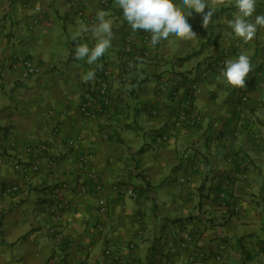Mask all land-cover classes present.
Wrapping results in <instances>:
<instances>
[{
  "label": "crops",
  "instance_id": "1",
  "mask_svg": "<svg viewBox=\"0 0 264 264\" xmlns=\"http://www.w3.org/2000/svg\"><path fill=\"white\" fill-rule=\"evenodd\" d=\"M103 1L0 0V183L18 188L0 197V264H113L107 249L134 264H264V29L247 44L234 38L228 21L236 9L226 0L207 28L195 12L188 17L194 40L153 47L137 33L136 48L152 57L137 54L133 79L113 83L112 119L100 121L84 117L80 106L96 99L101 67L120 71L131 30L114 0ZM97 10L108 13L114 33L99 68L74 56L77 43H96L85 29ZM255 15H264V0H256ZM228 52L227 60L244 54L254 65L238 91L218 82L221 69L208 67ZM18 55L39 73L22 80L13 67ZM90 69L95 79L85 83L81 76ZM189 82L202 92L182 115ZM161 134L168 141L157 144ZM43 145L49 150L41 154ZM88 153L105 189L80 196V185L93 186L80 163ZM32 163L39 171L31 172ZM225 181L239 212L219 205ZM117 183L131 186L138 199L111 191ZM57 187L67 202L60 223L47 210ZM100 198L108 215L99 213ZM189 228L205 260H188L182 244Z\"/></svg>",
  "mask_w": 264,
  "mask_h": 264
},
{
  "label": "clouds",
  "instance_id": "2",
  "mask_svg": "<svg viewBox=\"0 0 264 264\" xmlns=\"http://www.w3.org/2000/svg\"><path fill=\"white\" fill-rule=\"evenodd\" d=\"M225 3L226 0H114V6L122 10L123 20L131 31L148 32L153 47L164 42L194 40L197 33L193 31L188 17L195 12L201 17L202 27L207 28L212 20L213 9L224 6ZM234 7L236 11L228 24L234 38L247 44L253 41L258 29H264V15L254 16L256 0H234ZM107 15L104 10L96 11L95 22L85 29L92 33L96 43L92 47L86 43H77L74 49L77 60H85L90 66L101 67L98 61L111 49L114 39L112 23L106 19ZM129 66L132 67L131 64ZM253 71L254 65L250 58L240 54L238 58L224 61L218 82L238 91L246 87V78ZM81 79L85 83L94 81L95 70H88L82 74Z\"/></svg>",
  "mask_w": 264,
  "mask_h": 264
},
{
  "label": "built area",
  "instance_id": "3",
  "mask_svg": "<svg viewBox=\"0 0 264 264\" xmlns=\"http://www.w3.org/2000/svg\"><path fill=\"white\" fill-rule=\"evenodd\" d=\"M103 4H107L106 0L103 1ZM37 11L43 12L44 10L42 8H37ZM137 33L142 35L143 44H146L148 46L151 45L150 34L148 32L138 31L136 33H133L131 30L127 32L121 47L120 71L118 73H114L105 66L100 68L99 70L100 77L95 89L96 99L94 101L86 100L80 106V113L84 117L97 119L100 121L101 120L110 121L112 119L113 111L115 107V101L111 95L113 83L118 82L121 84H125V83H129L133 79L134 62L137 54L145 59H150L152 57V54L148 50L142 51L136 48L135 36ZM235 47L242 49L244 46L241 43H237ZM229 54L230 52H228V54H226V56H223L221 59L211 60L209 62L208 67L212 68V70H219L223 68L224 61L227 60ZM13 62H14L13 67L14 69L20 71V77L22 80H27L31 76L37 75L39 73V69L36 67L33 61H31L30 59H28L23 55L16 56ZM130 64L132 65V67L129 66ZM262 65L264 66V54H263ZM249 82H251V80H249ZM187 87L189 90V95L187 101L185 102V107L181 111L182 115H185L186 109L189 111L194 109L193 99L195 96L201 94L202 92L200 85L195 82H189ZM241 101L243 103H247L248 97L243 96L241 98ZM199 121L200 118L191 119L192 124H198ZM79 141H81L80 137L70 139L68 140V146L74 148ZM167 141H168V136L165 134L158 135L156 138L157 144H163ZM48 150L49 148L46 145H43L41 146L40 153L44 154ZM27 153L28 156H30L32 155L33 150L30 148L27 150ZM80 163L81 166L85 169L86 176L89 179V181L93 184V186L90 187L87 184H82L77 188V193L80 196H83L88 194L91 189L93 190V192L97 194L102 193L105 187L101 181L100 173L93 167L94 155L91 153L83 155L82 157H80ZM51 165H53V162H51ZM29 168L31 172H37L40 169L39 165L35 163H32V165ZM17 189H18L17 186L6 187L2 183H0V197L12 195L17 192ZM62 190H63L62 187H57L56 189L50 192L49 198L51 199V204L50 205L48 204L47 207L48 213L58 223L62 222L65 216V212L67 210V202L63 197ZM229 190H230V182L225 181L222 186V191L219 194V205L220 207L230 212H239L238 206L231 205L229 199ZM111 191L131 200L138 199L135 190L131 186H128L126 184H121V183L114 184L111 186ZM98 209H99V213L103 216L109 214V206L105 198L99 199ZM186 233L188 237L186 238L185 243L182 244V248L186 250L188 260L192 263H195L208 258V255L206 253L198 250L197 247L195 246L194 244L195 237L193 236L192 229L190 228L187 229ZM129 247L132 250L135 249L134 244H131ZM105 256L110 258L113 264H134L131 259L113 256L111 249H107L105 251ZM216 259L220 261L221 257H217Z\"/></svg>",
  "mask_w": 264,
  "mask_h": 264
},
{
  "label": "trees",
  "instance_id": "4",
  "mask_svg": "<svg viewBox=\"0 0 264 264\" xmlns=\"http://www.w3.org/2000/svg\"><path fill=\"white\" fill-rule=\"evenodd\" d=\"M29 59V58H28ZM0 69H2V65L0 66ZM32 77V76H31ZM30 77V78H31ZM28 80V79H27ZM188 95H189V93H188ZM147 189H152V186L148 183V182H146L145 183V190H147ZM263 225H264V222H263Z\"/></svg>",
  "mask_w": 264,
  "mask_h": 264
},
{
  "label": "rangeland",
  "instance_id": "5",
  "mask_svg": "<svg viewBox=\"0 0 264 264\" xmlns=\"http://www.w3.org/2000/svg\"><path fill=\"white\" fill-rule=\"evenodd\" d=\"M212 60H215V59H212ZM210 61H211V60H210ZM210 61H209V62H210ZM208 65H209V63H208Z\"/></svg>",
  "mask_w": 264,
  "mask_h": 264
}]
</instances>
